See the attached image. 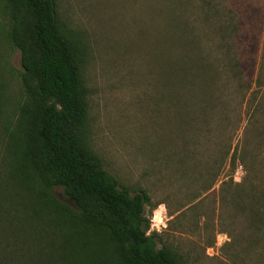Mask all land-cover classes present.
Wrapping results in <instances>:
<instances>
[{"label":"trees","instance_id":"1","mask_svg":"<svg viewBox=\"0 0 264 264\" xmlns=\"http://www.w3.org/2000/svg\"><path fill=\"white\" fill-rule=\"evenodd\" d=\"M201 3L204 20L222 17L215 0ZM168 7L177 19V8ZM0 12L8 21L5 38L20 52L22 64L19 98L11 99L6 83L0 82V264H181L159 233H149L147 191L124 188L90 146L91 90L85 79L90 51L83 35L60 19L57 0H0ZM163 13L168 31L159 39L155 60L161 66L163 99L177 106L183 129L197 121H187L185 111L204 114L218 102L224 105L223 82L218 85L222 96L214 97L216 80L225 75L224 86L235 84L243 97L251 82L231 44L236 33L228 31L231 21L220 20L226 58L217 64L199 40L187 37L188 20L171 31L179 27ZM262 85L263 65L259 89L251 97L257 101L254 113L264 111ZM186 93L200 95L202 105L181 103ZM257 124L263 133L264 118ZM230 156L231 148L224 160ZM247 156L246 149L232 154V172L241 161L247 175L242 184L232 178L223 182L222 189L236 186L230 199L256 230L257 252L264 253V177L250 169ZM218 175L212 170L206 191ZM58 189L70 202L57 195Z\"/></svg>","mask_w":264,"mask_h":264},{"label":"rangeland","instance_id":"2","mask_svg":"<svg viewBox=\"0 0 264 264\" xmlns=\"http://www.w3.org/2000/svg\"><path fill=\"white\" fill-rule=\"evenodd\" d=\"M170 1L57 0L60 19L83 35L90 51L85 70L91 90L90 146L124 188L147 191L149 233H159L181 264H264V253L257 252L256 230L230 199L236 186L222 189L223 182L232 178L234 184H242L247 175L241 161L232 172L230 161L236 150L241 155L246 149L248 166L264 177V132H257L262 128L257 119L261 122L264 111L254 113L257 101L251 99L264 66V0H215L222 17L212 23L204 20L202 0L187 5L183 0ZM168 5L177 8V19ZM163 9L165 18L174 19L179 27L168 29L179 31L188 20L187 37L199 40L210 53L208 59L217 64L226 58L220 20L231 21L228 31H236L231 44L251 82L243 97L235 84L224 86L225 75L216 80L214 97L222 96L218 85L223 82L224 105L218 102L204 114L185 111L187 121H197L183 129L177 106L163 99L161 66L155 60L159 39L168 31ZM7 29L8 21L0 12V82L6 83L8 96L17 99L21 54L8 44ZM193 94L182 95L181 103L201 106V96ZM230 148L231 156L224 160ZM212 170L219 175L213 189L206 191ZM56 193L70 202L62 190Z\"/></svg>","mask_w":264,"mask_h":264}]
</instances>
